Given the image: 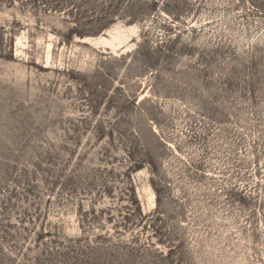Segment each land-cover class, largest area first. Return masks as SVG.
<instances>
[{
  "label": "rangeland",
  "instance_id": "1",
  "mask_svg": "<svg viewBox=\"0 0 264 264\" xmlns=\"http://www.w3.org/2000/svg\"><path fill=\"white\" fill-rule=\"evenodd\" d=\"M0 264H264V0H0Z\"/></svg>",
  "mask_w": 264,
  "mask_h": 264
}]
</instances>
